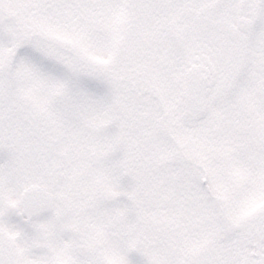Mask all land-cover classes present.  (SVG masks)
<instances>
[{"label": "snow or ice", "instance_id": "1", "mask_svg": "<svg viewBox=\"0 0 264 264\" xmlns=\"http://www.w3.org/2000/svg\"><path fill=\"white\" fill-rule=\"evenodd\" d=\"M0 264H264V0H0Z\"/></svg>", "mask_w": 264, "mask_h": 264}]
</instances>
